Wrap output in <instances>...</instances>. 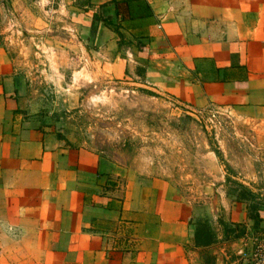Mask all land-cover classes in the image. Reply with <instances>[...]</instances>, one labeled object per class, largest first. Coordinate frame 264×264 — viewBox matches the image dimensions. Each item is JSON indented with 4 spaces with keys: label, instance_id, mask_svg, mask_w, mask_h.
<instances>
[{
    "label": "crops",
    "instance_id": "crops-1",
    "mask_svg": "<svg viewBox=\"0 0 264 264\" xmlns=\"http://www.w3.org/2000/svg\"><path fill=\"white\" fill-rule=\"evenodd\" d=\"M46 1L85 33L97 26L111 78L127 70L193 109H264V0ZM16 3L0 0V264H248L264 212H198L164 180L25 114L3 40Z\"/></svg>",
    "mask_w": 264,
    "mask_h": 264
},
{
    "label": "rangeland",
    "instance_id": "rangeland-1",
    "mask_svg": "<svg viewBox=\"0 0 264 264\" xmlns=\"http://www.w3.org/2000/svg\"><path fill=\"white\" fill-rule=\"evenodd\" d=\"M64 7L18 0L7 9L3 40L25 114L47 132L164 180L198 212L219 213L226 201L262 215L264 109H193L127 70L109 77L97 62V26L85 33Z\"/></svg>",
    "mask_w": 264,
    "mask_h": 264
},
{
    "label": "built area",
    "instance_id": "built-area-1",
    "mask_svg": "<svg viewBox=\"0 0 264 264\" xmlns=\"http://www.w3.org/2000/svg\"><path fill=\"white\" fill-rule=\"evenodd\" d=\"M248 264H264V229L247 256Z\"/></svg>",
    "mask_w": 264,
    "mask_h": 264
},
{
    "label": "trees",
    "instance_id": "trees-1",
    "mask_svg": "<svg viewBox=\"0 0 264 264\" xmlns=\"http://www.w3.org/2000/svg\"><path fill=\"white\" fill-rule=\"evenodd\" d=\"M251 211H255L254 208H251ZM251 217L255 218L256 220H259V216L256 214V212L252 213Z\"/></svg>",
    "mask_w": 264,
    "mask_h": 264
}]
</instances>
